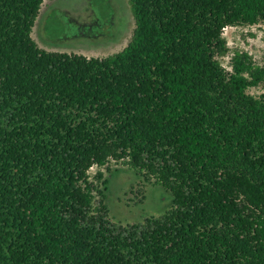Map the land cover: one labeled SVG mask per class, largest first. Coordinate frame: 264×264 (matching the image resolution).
I'll return each instance as SVG.
<instances>
[{"label": "trees", "instance_id": "obj_1", "mask_svg": "<svg viewBox=\"0 0 264 264\" xmlns=\"http://www.w3.org/2000/svg\"><path fill=\"white\" fill-rule=\"evenodd\" d=\"M43 1L0 0V264H264V65L219 60L264 0H128L131 38L103 58L38 47ZM110 160L169 209L110 225L88 176Z\"/></svg>", "mask_w": 264, "mask_h": 264}, {"label": "rangeland", "instance_id": "obj_2", "mask_svg": "<svg viewBox=\"0 0 264 264\" xmlns=\"http://www.w3.org/2000/svg\"><path fill=\"white\" fill-rule=\"evenodd\" d=\"M133 28L128 0H44L31 36L38 47L47 51L103 58L121 50L130 40ZM223 36L228 52L219 60L224 68L231 69L230 58L235 50L246 51L256 64L264 65V20L226 26ZM247 92L256 97L264 94V81ZM98 170L103 174L100 180L96 176ZM88 176L95 185L103 187L110 225L143 224L148 217L161 216L171 205L169 192L145 182L121 161L110 160L100 168L93 165ZM94 194L96 207L101 196L95 191Z\"/></svg>", "mask_w": 264, "mask_h": 264}]
</instances>
